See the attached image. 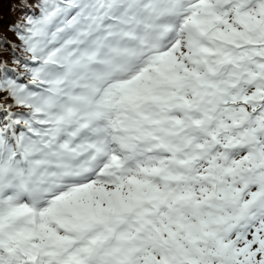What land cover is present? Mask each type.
<instances>
[{
	"label": "snow or ice",
	"instance_id": "1",
	"mask_svg": "<svg viewBox=\"0 0 264 264\" xmlns=\"http://www.w3.org/2000/svg\"><path fill=\"white\" fill-rule=\"evenodd\" d=\"M0 4V264H264V0Z\"/></svg>",
	"mask_w": 264,
	"mask_h": 264
},
{
	"label": "trees",
	"instance_id": "2",
	"mask_svg": "<svg viewBox=\"0 0 264 264\" xmlns=\"http://www.w3.org/2000/svg\"><path fill=\"white\" fill-rule=\"evenodd\" d=\"M23 0H12V3L15 4H19L22 3ZM20 15L19 10L16 11H12V10H8L7 12L4 11V6L2 4H0V32H4L7 35H10L9 33H7V30L5 28V23L7 21H14L16 20V18Z\"/></svg>",
	"mask_w": 264,
	"mask_h": 264
}]
</instances>
